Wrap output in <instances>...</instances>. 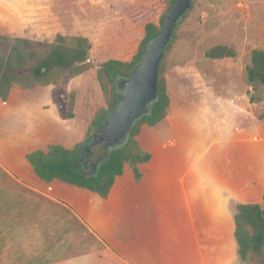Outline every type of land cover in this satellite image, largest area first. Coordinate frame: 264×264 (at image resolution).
Masks as SVG:
<instances>
[{
	"label": "rangeland",
	"instance_id": "rangeland-1",
	"mask_svg": "<svg viewBox=\"0 0 264 264\" xmlns=\"http://www.w3.org/2000/svg\"><path fill=\"white\" fill-rule=\"evenodd\" d=\"M135 1L0 0V33L26 39L39 49L50 47L58 35L67 41L86 37L92 45L87 62L97 67L110 58H130L135 52L140 30L127 14ZM139 1L150 4L159 26L170 0ZM216 46L232 49L235 56L207 58L206 51ZM253 50H264V0H193L162 61L170 98L166 116L155 127H142L136 138L151 154V161L140 166L139 182L126 168L106 202L87 195L75 200L79 219L67 209L21 192L87 191L39 181L14 143L0 140V264L78 257L101 251L104 245L110 254L131 259L140 254L150 261L144 264H254L251 259L246 263L239 259L234 231L226 219H219L215 228L211 222L207 227L193 218L183 188L184 178H193L192 168L203 155L206 165L219 161L223 168L229 163L225 158L232 156L236 174L245 166L240 155L243 145L251 147L253 157L261 158L257 147L264 141V87L250 85L246 78ZM120 81L114 80L117 91ZM67 85V80L60 81L43 107L23 113L27 131L57 113L66 114ZM100 147L88 148L93 158L86 164L87 172H92ZM254 180L246 178L241 195L219 191L228 213L239 204L258 202L264 208V194L255 195L262 190ZM134 198L156 211L158 251L153 249L155 240L138 237L133 229ZM13 217L15 222L30 221L31 227L5 229ZM114 225L118 228L113 229ZM110 254L101 256L112 258Z\"/></svg>",
	"mask_w": 264,
	"mask_h": 264
},
{
	"label": "trees",
	"instance_id": "trees-1",
	"mask_svg": "<svg viewBox=\"0 0 264 264\" xmlns=\"http://www.w3.org/2000/svg\"><path fill=\"white\" fill-rule=\"evenodd\" d=\"M173 2L170 0L167 14ZM127 14L131 16L129 22L140 30L141 39L135 52L130 58H110L97 67L87 62L92 45L86 37L76 36L67 41L58 35L50 47L39 49L26 39L0 33V140L14 143L39 181L77 188L106 200L126 168L137 182L141 180L140 166L148 165L152 156L140 147L136 138L142 127H155L166 116L170 98L162 61L177 26L159 66L157 99L149 105L147 114L132 125L124 143L109 150L100 147V156L91 164L92 172L86 170V164L93 158L88 150L92 137L120 101L114 80L122 82L130 77L143 57L146 42L160 31L167 16H162L157 26L150 4L139 0ZM205 56L223 59L234 57L235 52L216 46L207 50ZM246 78L250 85L264 87V50L251 52ZM62 80L68 81L66 114L57 113L55 118L27 131L23 113L43 107L51 99V88ZM261 118L264 119V112ZM134 200L130 211L136 220L133 229L138 237L155 240L153 249L158 251L156 211L143 201ZM236 208L234 238L239 259L243 263L251 259L254 264H264V208L258 204H239Z\"/></svg>",
	"mask_w": 264,
	"mask_h": 264
},
{
	"label": "crops",
	"instance_id": "crops-1",
	"mask_svg": "<svg viewBox=\"0 0 264 264\" xmlns=\"http://www.w3.org/2000/svg\"><path fill=\"white\" fill-rule=\"evenodd\" d=\"M223 146H227V144L224 143ZM257 148L261 149V158L253 157L251 155V147H247V145H243L242 149H240V155L245 159V166L238 174L234 172L236 161L232 156L231 158H225V160H227L229 163L225 162L226 166L224 168L221 165H217L220 163L219 161H216L217 163L211 162L210 165H206V163L204 162L206 157L204 155L197 161V163L192 168L194 171L192 172L194 174L193 178H184L183 180L185 198L187 199V201H189L190 212L197 222L203 221L207 227H209L207 225V222H211L210 227L212 226L217 228L216 225H213H218L219 219H226L228 221V225L232 226L233 231L235 230L234 217L237 213V208H235L233 213H228L223 202L219 200L221 194V192L219 191L223 190L228 193H238L241 195L243 193L242 191H244L243 184L245 183L246 178L251 177L255 179L254 182H256V188L261 189L262 192L264 191V141ZM221 163L224 164L223 162ZM26 166L29 168L27 164ZM188 174H190V172ZM262 192H255V195H263L264 192ZM21 194L23 196L32 195L34 197H39L49 203L51 202L64 209H67V211L73 213L74 217H76L77 219H79V215L77 213L80 212L77 209L75 200H83V197L87 195L92 199L96 197L95 199L97 200V202L107 201L100 199L99 197L89 192H21ZM254 204L259 203L255 202ZM21 208L23 209L24 207L21 206ZM9 211L15 212L14 209H11ZM12 219L13 221L11 220V222H9L10 224H7V226H5V229L16 228L24 230V228L27 229L31 227L28 226L30 221L21 223V221L15 222L14 217ZM16 221H18V219H16ZM116 228H118V226L114 225L113 229ZM111 244L114 245L115 242ZM110 250L111 249L108 246L104 245V249L98 252L87 253L78 257H67L64 259L57 258L54 260L52 259L51 261L39 264H144L150 262L147 259L143 260L142 256L140 254L138 255L137 253L136 256L138 257H134L133 259H131L128 257H122L119 254H110ZM102 253L110 254L112 258H108V255L107 258L102 257ZM149 259H152V257L150 256Z\"/></svg>",
	"mask_w": 264,
	"mask_h": 264
},
{
	"label": "water",
	"instance_id": "water-1",
	"mask_svg": "<svg viewBox=\"0 0 264 264\" xmlns=\"http://www.w3.org/2000/svg\"><path fill=\"white\" fill-rule=\"evenodd\" d=\"M192 8V0H174L160 31L146 42L142 59L134 66L128 79L120 82V101L107 117L91 145L104 150L121 146L132 125L145 116L149 105L157 99L158 70L174 30Z\"/></svg>",
	"mask_w": 264,
	"mask_h": 264
}]
</instances>
